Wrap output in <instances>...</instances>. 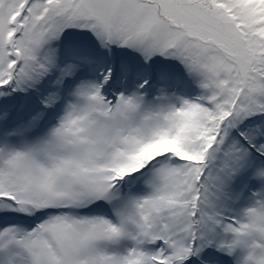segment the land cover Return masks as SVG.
<instances>
[{"label":"snow or ice","instance_id":"1","mask_svg":"<svg viewBox=\"0 0 264 264\" xmlns=\"http://www.w3.org/2000/svg\"><path fill=\"white\" fill-rule=\"evenodd\" d=\"M0 264H264V0H0Z\"/></svg>","mask_w":264,"mask_h":264}]
</instances>
